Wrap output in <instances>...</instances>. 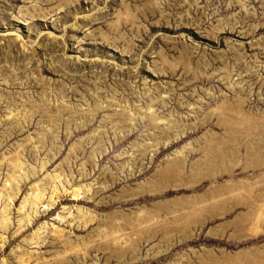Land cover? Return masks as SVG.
I'll return each instance as SVG.
<instances>
[{
    "label": "rangeland",
    "instance_id": "obj_1",
    "mask_svg": "<svg viewBox=\"0 0 264 264\" xmlns=\"http://www.w3.org/2000/svg\"><path fill=\"white\" fill-rule=\"evenodd\" d=\"M17 184L0 264H264V0H0Z\"/></svg>",
    "mask_w": 264,
    "mask_h": 264
},
{
    "label": "bare ground",
    "instance_id": "obj_2",
    "mask_svg": "<svg viewBox=\"0 0 264 264\" xmlns=\"http://www.w3.org/2000/svg\"><path fill=\"white\" fill-rule=\"evenodd\" d=\"M219 157V156H218ZM216 155L212 154L210 155L207 159L206 162L208 164L215 165L216 163ZM180 167V164H175L172 167V171H177ZM180 170V169H179ZM179 170L177 171L179 173ZM176 173V172H175ZM173 174V173H172ZM180 175V174H179ZM37 185H34L31 187L32 189V193L27 194V196L24 198V202L22 203V206L19 208V212L22 214V218L19 220V229H22L23 227H25L26 225H29L30 223H32V219H31V214L30 213H23L24 208L26 207V204L29 202L30 199L34 200L35 199H40L43 195L39 194L38 191L37 193H35V188ZM162 186H159L157 188L153 187V189H151V192H157L158 190L161 189ZM152 188V186H151ZM165 188V187H164ZM22 189V185L17 184V186L15 187L14 191L11 192L10 194L7 195V204L4 206V211L5 214H3V217L0 219V228L4 229L5 232L9 229L11 222H10V218L8 217L10 215V206L13 205L15 203V200L17 199V196L20 194ZM74 195L76 197L81 196V193L79 190H76V192L74 193ZM3 195L0 193V199ZM203 202V201H202ZM167 203V202H166ZM169 203V202H168ZM24 204V205H23ZM156 206V205H155ZM59 239L61 241L64 240L63 244H65V246H67L68 244V239L65 237V235L63 234V230L59 229ZM119 234V233H118ZM120 235V234H119ZM116 240L118 242H120V237L116 238Z\"/></svg>",
    "mask_w": 264,
    "mask_h": 264
}]
</instances>
